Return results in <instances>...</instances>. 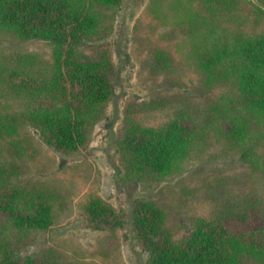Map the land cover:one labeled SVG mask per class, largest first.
Instances as JSON below:
<instances>
[{
	"label": "trees",
	"instance_id": "obj_1",
	"mask_svg": "<svg viewBox=\"0 0 264 264\" xmlns=\"http://www.w3.org/2000/svg\"><path fill=\"white\" fill-rule=\"evenodd\" d=\"M120 1L0 0V34L50 48L46 58L0 53V264H59L52 255L25 251L30 234L52 224L60 196L19 185L17 159L23 153L16 138L27 127L57 154L85 146L112 94L109 58L85 48L98 36L100 9H114ZM192 1L223 27L205 33L194 54L205 86H219L220 95L201 120L183 114L155 127L131 121L119 144L126 170L140 179L168 176L212 132L239 153L261 184L231 198L209 220H194L178 239L160 208L137 201L135 238L147 252L146 264H264V0L251 3L249 29L242 27L247 19L239 0ZM229 22L233 31L225 26ZM153 62L164 69L168 58L156 51ZM83 213L93 230L111 234L124 227L123 214L100 199H89Z\"/></svg>",
	"mask_w": 264,
	"mask_h": 264
},
{
	"label": "rangeland",
	"instance_id": "obj_2",
	"mask_svg": "<svg viewBox=\"0 0 264 264\" xmlns=\"http://www.w3.org/2000/svg\"><path fill=\"white\" fill-rule=\"evenodd\" d=\"M239 1L247 19L242 27L249 29L252 18L247 11L257 3ZM100 13L98 36L85 52L109 58L112 94L85 146L75 154H57L27 127L16 138L23 153L17 159L19 185L52 189L60 196L53 203L52 224L32 232L25 251L33 257L52 255L59 264H146L147 252L132 227L137 201L160 208L178 239L189 233L194 220H209L221 205L242 192L258 190L261 182L239 161V153L212 132L168 176L140 179L127 172L119 144L131 121L155 127L183 114L201 120L220 95L219 86H205L194 54L205 33L223 27L220 22L214 25L192 0H121ZM225 26L230 31L235 27L231 22ZM20 51L46 58L50 48L44 42L0 34L1 54ZM156 51L167 56L166 68L155 66ZM91 198L122 213L124 227L111 234L91 229L83 213Z\"/></svg>",
	"mask_w": 264,
	"mask_h": 264
}]
</instances>
